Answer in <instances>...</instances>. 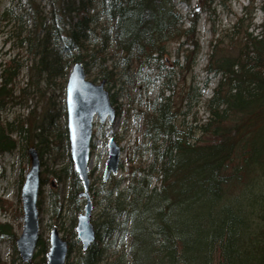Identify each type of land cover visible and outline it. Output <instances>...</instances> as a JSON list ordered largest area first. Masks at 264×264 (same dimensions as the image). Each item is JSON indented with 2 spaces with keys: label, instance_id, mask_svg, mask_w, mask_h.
Masks as SVG:
<instances>
[{
  "label": "trees",
  "instance_id": "obj_1",
  "mask_svg": "<svg viewBox=\"0 0 264 264\" xmlns=\"http://www.w3.org/2000/svg\"><path fill=\"white\" fill-rule=\"evenodd\" d=\"M52 1L56 7L43 37L28 34L19 42L29 45L37 59L29 69L31 75L65 78L77 62L91 75L92 63L98 57L104 60L115 47L119 61L112 69L102 62L92 76L94 82L99 77L114 82L113 68L132 86L149 84L152 71L162 81V91L150 103V112L144 113L143 136L150 144V162L134 170L125 193L109 199L101 223L93 222L96 241L86 253L79 249L76 263L69 261L74 244L68 235L63 236L70 246L66 264H103V258H112L101 248V227L106 240L118 234L132 239L131 258L121 255L108 264H264V20L257 34L250 31L254 12L264 14V0L259 7V0H248L229 29L212 31L205 72L219 78L205 103L204 120L184 111L194 102L202 103L201 94L190 93L192 83L186 87L188 75L195 81L194 68L201 52L197 14L187 21L174 0ZM183 1L190 5L193 0ZM214 1L224 4L226 0H196L195 6L210 12ZM39 19L43 29L45 18L37 16L36 22ZM101 21L111 26H101ZM95 41L100 43L97 51L90 48ZM168 44H177L170 67L166 63ZM21 66L16 58L0 64L1 111L13 100V82ZM180 80L184 85L177 93ZM168 92L171 95L165 96ZM59 114L60 110L52 113L48 109L43 120L59 132L54 146L64 145L69 152L66 126L55 124ZM187 116H191L189 122ZM33 128L25 129L23 122L15 126L0 115V155L13 152L17 138H25L26 133L31 136L27 147L39 138L46 150L47 137ZM52 174L58 181L62 177L61 172ZM72 177L76 204L82 184L75 172ZM154 177L160 179V188H151ZM45 181L42 178V185ZM10 205L0 199V208L6 210ZM71 235H75V221ZM16 239L13 226L0 223V246L10 242L11 264H23ZM47 255L48 245L40 238L30 264H47ZM0 264H7L1 252Z\"/></svg>",
  "mask_w": 264,
  "mask_h": 264
},
{
  "label": "rangeland",
  "instance_id": "obj_2",
  "mask_svg": "<svg viewBox=\"0 0 264 264\" xmlns=\"http://www.w3.org/2000/svg\"><path fill=\"white\" fill-rule=\"evenodd\" d=\"M179 13L189 21L194 14L198 15V39L201 46V52L196 60L194 68V82L190 75L187 76V88L192 83L193 90L190 93L201 94L202 103L194 102L190 109L184 111L190 112V115H196L198 119L204 120L207 117L205 103L211 97L212 91L217 85L218 76L209 75L205 72L209 56V41L211 33L215 31L227 30L235 20L240 16L243 7L248 5V0H226L224 4L214 1L212 11L203 12L196 8V0L188 5L183 0H174ZM256 6H261L260 0ZM56 6L52 0H0V64L7 63L16 58L22 65L19 75L13 82V100L7 104L5 110H0V115L4 121L15 123V126L24 123V128L29 129L31 126L33 132L47 137L48 148L39 142V138L34 140V145L27 147V142L31 139L28 136L18 140V146L13 152H7L0 155V199L9 202L8 209L0 208V223H9L13 226L17 236H20L23 229L21 192L25 182L26 174L30 168L28 149L35 147L38 150L42 161V175L46 178L40 195H39V213H40V237L47 243L49 250L50 234L53 228H57L61 236L68 235L69 242L74 244L73 251L69 261L76 263L79 259L80 244L77 241V234L71 235V224L75 221V227L79 214L84 211L85 201L80 200L74 203L72 195L74 193L73 172L75 166L71 163L70 152L66 151L64 145L56 148L58 144L59 132L57 128H49L48 120H43L46 110L50 109L52 113L60 110L56 117V125L66 126V84L68 76L56 77L52 80L46 76L31 75L30 68L37 59L29 52L27 44L21 46L20 40L26 38L28 34L36 35L42 38L45 29L52 21V12ZM8 13L7 19H3L5 12ZM250 10V9H249ZM37 12V13H36ZM21 16V20L12 17ZM37 16L45 18L44 28L41 29L40 19L36 22ZM253 16V27L250 31L258 33V27L264 20L263 13L256 10ZM11 18V19H9ZM101 26L109 28L111 24L101 21ZM188 26V24H187ZM21 32V33H20ZM19 33L20 36H16ZM90 48L95 51L100 48V43L91 42ZM177 44H168L167 66L170 67L177 54ZM94 52V51H93ZM115 47L112 48L111 54L108 52L104 60L98 57L91 66V75L87 79L92 81L97 75L102 62L104 67L112 69L113 65L119 61L120 55H114ZM92 53V51H90ZM116 56V57H115ZM182 62V60H181ZM114 70V82L106 81L105 88L113 96L114 107L116 109V118L112 124L106 122L100 124L95 119L93 129V143L90 155V194L93 199L92 221L101 223L100 215L106 209L109 199H115L118 193H125L128 188V179L137 167L148 164L151 155L147 147L148 141L144 139V113L150 112L151 102L162 91V81L156 80V71L151 72L149 84L137 83L132 86L126 83V79H120L118 70ZM93 76V77H92ZM102 80L96 79L95 83ZM207 82L208 86L205 85ZM183 81L175 87L176 92H180ZM171 95L169 92L165 96ZM174 96V100L178 99ZM185 105V102L183 103ZM191 116H187L189 122ZM15 139V135L13 136ZM114 138L121 150V165L117 176L110 179L108 183L103 182L105 164L108 159L109 148L108 142ZM53 172H61L62 177L59 181L53 177ZM160 181L154 177L151 188L159 186ZM82 191V189H81ZM80 191V192H81ZM103 240L101 248L106 251V256L112 258H103V264L113 262L116 257L125 255L131 258L130 236L115 235L109 241L104 237L105 229H99ZM1 256L7 264L12 263L14 252L12 244L4 241L0 246ZM17 264V263H16Z\"/></svg>",
  "mask_w": 264,
  "mask_h": 264
},
{
  "label": "water",
  "instance_id": "obj_3",
  "mask_svg": "<svg viewBox=\"0 0 264 264\" xmlns=\"http://www.w3.org/2000/svg\"><path fill=\"white\" fill-rule=\"evenodd\" d=\"M67 131L71 151V160L83 185L79 197L85 199L84 212L77 221V239L81 250L86 253L96 240V230L92 223L93 202L89 193V163L93 139L94 119L101 124L108 120L110 124L116 118V110L110 101L109 92L105 90V81L97 84L87 80L85 68L80 62L74 63L66 85ZM109 155L106 161L103 181L107 183L112 175H117L120 168V148L113 138L109 141ZM30 169L26 175L21 192L23 230L16 240L18 255L24 264H30L37 251L40 239V213L38 197L41 187V161L38 151L28 150ZM48 264H66L69 244L58 229L50 234Z\"/></svg>",
  "mask_w": 264,
  "mask_h": 264
},
{
  "label": "flooded vegetation",
  "instance_id": "obj_4",
  "mask_svg": "<svg viewBox=\"0 0 264 264\" xmlns=\"http://www.w3.org/2000/svg\"><path fill=\"white\" fill-rule=\"evenodd\" d=\"M37 151H38V150H37ZM42 164H43V163L41 162V168H42ZM42 178H43V175H42V171H41V187H40V192H41V189H42V186H43V185H42ZM43 184H44V183H43ZM80 200H84V199L81 198ZM84 201H85V200H84ZM95 230H96V229H95ZM96 234H97V233H96ZM92 246H93V245H92Z\"/></svg>",
  "mask_w": 264,
  "mask_h": 264
}]
</instances>
